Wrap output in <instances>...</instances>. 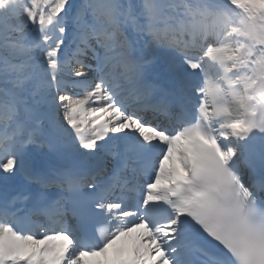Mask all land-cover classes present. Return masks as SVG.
<instances>
[{
	"label": "snow or ice",
	"instance_id": "obj_1",
	"mask_svg": "<svg viewBox=\"0 0 264 264\" xmlns=\"http://www.w3.org/2000/svg\"><path fill=\"white\" fill-rule=\"evenodd\" d=\"M0 264H264V0H0Z\"/></svg>",
	"mask_w": 264,
	"mask_h": 264
}]
</instances>
